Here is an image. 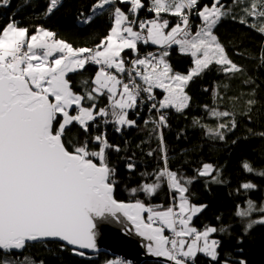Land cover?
Segmentation results:
<instances>
[{
	"label": "snow or ice",
	"instance_id": "snow-or-ice-1",
	"mask_svg": "<svg viewBox=\"0 0 264 264\" xmlns=\"http://www.w3.org/2000/svg\"><path fill=\"white\" fill-rule=\"evenodd\" d=\"M22 3L30 7L32 0ZM62 6L63 0H47L38 14L50 18ZM11 7L12 0H0V8ZM16 15L0 20V264H48L30 251L37 245L56 259L65 252L89 258L99 253L106 225L141 238L145 255L157 264H248L238 254L245 238L264 227V200L257 204L246 195L235 205L233 216L242 229L236 237L234 226L219 215L216 223L197 225L208 204L193 202L191 186L202 181L211 192L213 185L229 181L218 163L200 161L192 175L183 163L173 169L165 130L171 111L185 114L192 106L191 83L215 69L225 77H243L246 91L227 96L219 84L205 88L213 104L203 106L205 116L195 117L193 125L208 141L236 146L241 138L232 137L239 117L248 124L244 139L264 141V132L251 127L260 102L257 79L217 34L230 19L264 37V0H92L77 23L89 26L106 16L108 25L97 42L79 47L42 24L22 26ZM174 51L187 58L184 71L174 66ZM245 58L264 70V44ZM226 99L231 107H222ZM109 126L119 135L146 131L141 144L156 141L147 155L158 166L140 172L136 186L127 187L134 198L129 202L116 199L120 171L110 159L128 151L127 141L110 142ZM259 154V166L241 161L245 178L237 193L264 191L256 182L264 181V144ZM123 160L135 174L134 154ZM164 188L167 205L146 202ZM225 237L235 239L237 254L226 250ZM50 242L57 247H48Z\"/></svg>",
	"mask_w": 264,
	"mask_h": 264
},
{
	"label": "trees",
	"instance_id": "trees-1",
	"mask_svg": "<svg viewBox=\"0 0 264 264\" xmlns=\"http://www.w3.org/2000/svg\"><path fill=\"white\" fill-rule=\"evenodd\" d=\"M91 2L92 0H63V6L53 16L45 18L38 13H40L41 9L47 3V0H32L30 7H23L22 0H12V7L10 9L0 8V20H2L4 14L15 12L17 14L16 18L22 26L42 24L56 31L61 38L69 41L74 46H91L105 33L108 25V18L106 16L98 18L89 26H81L77 23L76 18L78 14L81 11H87ZM217 34L226 44L232 58L238 64L243 65L248 73L257 79L259 85L257 96L260 102L257 105V113L253 114L251 127L257 133L264 132V70L258 71L256 65L250 59L245 58L249 52L255 53L261 44H264V37L230 19L225 20L219 26ZM238 51H243L245 55H237ZM172 62L176 69L180 71H184L189 66L187 58L178 55L175 51L172 54ZM92 71L94 69L89 68V72ZM79 79V77L74 76V80ZM242 79L243 77H225L215 69L197 78L191 83L188 89L192 96V106L185 114H178L171 111L169 113L171 127L165 130L169 163L173 169L179 168L183 163V170L188 175H192V170L200 161L218 163L223 166L224 176L229 181L228 185H213L211 192H208L205 190L204 183L197 181L191 186V193L194 203L208 204V208L196 221L197 225L216 223V217L219 215L223 218L224 223L234 226L232 232L233 237H236L242 231L239 222L233 216L235 205L242 203L246 195H250L251 199L256 201L257 204L264 200V191L253 192L251 194L236 192L237 185L241 179L245 178V173L240 168L241 161L248 158L259 166L262 161L259 150L261 145L264 144V141H261L258 136L244 139L247 134L248 124L245 119L238 117L240 126L232 138L239 137L241 138V142L236 146H232L230 140L228 144L213 143L205 139L201 128L193 125V119L195 117H204L205 112L203 106L213 104V95L211 91L205 92V88L212 89L215 85L219 84L227 96H232L246 91L242 86ZM225 86L227 87L225 88ZM224 106L231 107L227 99L222 107ZM144 116L145 113H141V128L143 127L142 120ZM206 122L214 123L213 121ZM181 133H184V135L178 140L177 135ZM107 134L112 143L124 146L125 141H127L128 151L119 154L113 153L110 159L120 171L121 182L116 190V199L129 202L134 198L130 197L127 187L136 186L137 182L141 179L140 172H151L158 166V160L147 155L150 147H156V141L153 140L151 144H141L142 141L148 139V136L146 131L140 129H130L124 135H119L109 126L107 128ZM137 145H140V147H137ZM133 154L138 167L135 174H129L124 168L123 157ZM256 182L264 187V181L257 179ZM198 186H201V191L197 189ZM214 189H224L226 191V197L217 199L214 194ZM140 198L144 199L143 195ZM146 202L167 205L169 203L167 189L160 190L157 195ZM48 247L56 248L57 245L56 243H49ZM237 247L234 238L229 239L225 237L226 250L237 254ZM241 247H243V253H239L238 255L245 257L248 260V264H264V227L257 226L245 238L244 244ZM30 251L36 254L38 258H45L48 264H106V262L113 260V258L106 254L80 258L72 255L70 252L61 253L59 258L56 259L49 255L41 245H37L35 248L30 249ZM145 264L157 263L147 262Z\"/></svg>",
	"mask_w": 264,
	"mask_h": 264
},
{
	"label": "water",
	"instance_id": "water-1",
	"mask_svg": "<svg viewBox=\"0 0 264 264\" xmlns=\"http://www.w3.org/2000/svg\"><path fill=\"white\" fill-rule=\"evenodd\" d=\"M143 243L141 238L135 235H124L120 228L106 225L98 237L99 253H92L90 256L106 254L113 259L127 261L130 264L157 263V258L145 255Z\"/></svg>",
	"mask_w": 264,
	"mask_h": 264
},
{
	"label": "rangeland",
	"instance_id": "rangeland-1",
	"mask_svg": "<svg viewBox=\"0 0 264 264\" xmlns=\"http://www.w3.org/2000/svg\"><path fill=\"white\" fill-rule=\"evenodd\" d=\"M197 189L199 191H201V186H198ZM214 194H215L217 199H221V198L226 197V191L224 189H214Z\"/></svg>",
	"mask_w": 264,
	"mask_h": 264
}]
</instances>
